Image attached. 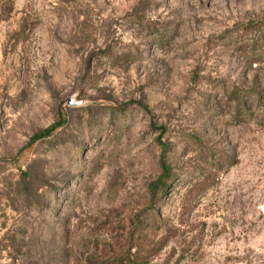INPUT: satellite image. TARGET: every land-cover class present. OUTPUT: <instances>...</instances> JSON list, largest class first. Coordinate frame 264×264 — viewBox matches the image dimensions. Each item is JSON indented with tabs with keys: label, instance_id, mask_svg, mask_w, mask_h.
<instances>
[{
	"label": "rangeland",
	"instance_id": "374dc122",
	"mask_svg": "<svg viewBox=\"0 0 264 264\" xmlns=\"http://www.w3.org/2000/svg\"><path fill=\"white\" fill-rule=\"evenodd\" d=\"M263 209L264 0H0V264H264Z\"/></svg>",
	"mask_w": 264,
	"mask_h": 264
},
{
	"label": "trees",
	"instance_id": "16d2710c",
	"mask_svg": "<svg viewBox=\"0 0 264 264\" xmlns=\"http://www.w3.org/2000/svg\"><path fill=\"white\" fill-rule=\"evenodd\" d=\"M62 126H63V123L60 122L57 126H53L52 128H49V129L42 131L41 133L37 134L34 137L33 142H31V144L34 143L38 139H44V138H48V137L52 136Z\"/></svg>",
	"mask_w": 264,
	"mask_h": 264
},
{
	"label": "water",
	"instance_id": "95a60500",
	"mask_svg": "<svg viewBox=\"0 0 264 264\" xmlns=\"http://www.w3.org/2000/svg\"><path fill=\"white\" fill-rule=\"evenodd\" d=\"M71 102H73V100ZM263 211H264V209H263Z\"/></svg>",
	"mask_w": 264,
	"mask_h": 264
}]
</instances>
